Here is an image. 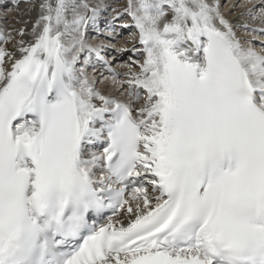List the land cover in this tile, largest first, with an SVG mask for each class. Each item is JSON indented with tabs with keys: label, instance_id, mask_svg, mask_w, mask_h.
I'll list each match as a JSON object with an SVG mask.
<instances>
[{
	"label": "snow or ice",
	"instance_id": "1",
	"mask_svg": "<svg viewBox=\"0 0 264 264\" xmlns=\"http://www.w3.org/2000/svg\"><path fill=\"white\" fill-rule=\"evenodd\" d=\"M38 7L0 34V264H264V41L220 0H126L122 74L108 5Z\"/></svg>",
	"mask_w": 264,
	"mask_h": 264
},
{
	"label": "bare ground",
	"instance_id": "2",
	"mask_svg": "<svg viewBox=\"0 0 264 264\" xmlns=\"http://www.w3.org/2000/svg\"><path fill=\"white\" fill-rule=\"evenodd\" d=\"M17 1V0H16ZM28 1V0H27ZM96 1V0H95ZM7 2L14 4L16 3L15 0H0V7L4 6V4H6ZM113 2H115V0H110L109 4H106L105 1H99L97 0V3H104L106 5H108V8L106 11H104L102 13V19L99 22V27L105 29V27H103L104 25V21H110L112 19V17L115 15V12L113 11V9H122L125 5H126V0H123L122 3L119 4H113ZM96 3V4H97ZM108 3V2H107ZM221 3V12L225 15V17L227 19H229L234 25H237L236 31L238 33V35H240L241 37H246V38H250L253 40V46L257 48L258 51L262 50L260 48L261 44L260 41H264V35L262 36H255L253 33H249L247 31H245L244 29L240 28L239 25L241 23H248L252 26H259L260 25V21L258 19H253L251 16H240V12L244 11V9L240 8L238 5L239 4H247V5H251V4H257L259 3V0H220ZM39 0H29L28 1V5L26 6L28 7L26 9V13L28 12V14H24L23 16L21 15L18 19V22L22 23L21 25H17V27H12V26H5V28L3 26H1V21H0V34H4L5 36L8 35L9 33H11L17 40L19 39V36L17 35L16 31L17 29L24 27L26 29H31L33 23L35 22L36 18L38 17L39 14ZM233 4H236L237 7L232 8L231 6ZM25 7V6H24ZM112 8V9H110ZM23 9V8H22ZM20 15V14H19ZM17 18V16H15ZM1 19V18H0ZM15 19V18H14ZM119 22V20H117ZM116 21L117 25H120L121 23H118ZM17 23V24H19ZM127 23H131V19L130 17L127 16ZM123 24V22H122ZM99 28V29H100ZM127 29H121V31H125ZM133 33H132V38L135 39H130L129 37L126 40L127 43H124L122 41H115V39H111L107 42H105V44L108 45V48L104 51V55H106V58L108 60H112V65L117 63V59H119L121 56H123L124 54H118L115 49L117 48H121V47H125V48H132L134 45L137 48H140L141 46L138 44V36H135V29H133ZM100 31V30H99ZM92 33H95L96 30H92L90 31ZM103 33V31H100ZM107 33V32H106ZM108 34H106V36H108ZM114 36V34H112ZM115 38V36H114ZM26 39H30V37H26ZM103 40L102 38L98 39L95 42H99ZM106 41V40H105ZM6 47H8L10 50L13 49L14 47V42L13 41H9V43L7 45H5ZM132 55V54H130ZM141 59H143V57H141ZM116 60V61H115ZM128 62V61H127ZM124 62V65L127 63ZM122 68H118L116 69L117 71L121 72L122 74L125 73L127 71L126 67ZM115 68V67H114ZM92 70H90L89 72L91 73ZM107 74L106 72L102 71V69H100L99 67L97 68V79H98V84L97 86L105 91H112V87H111V75H109L108 77H101L102 75ZM101 77V78H100ZM124 78V77H123ZM122 78V79H123ZM121 79V78H120Z\"/></svg>",
	"mask_w": 264,
	"mask_h": 264
},
{
	"label": "rangeland",
	"instance_id": "3",
	"mask_svg": "<svg viewBox=\"0 0 264 264\" xmlns=\"http://www.w3.org/2000/svg\"><path fill=\"white\" fill-rule=\"evenodd\" d=\"M28 1L27 0H17V1L15 0L16 3H14V4H11V3L7 2L6 4H4V6L0 7V18H1L0 21L2 23L1 26H3L5 28L6 25L7 26L9 25V26H12V27H17V25H21L22 23L21 22L20 23L18 22V20H19L18 18L21 15L23 16L24 14L25 15L28 14V12L26 13V9L28 8L26 6H29L28 5ZM99 1H105L106 4H109L110 3V0H99ZM122 2H123V0H115V2H113V4H119V3H122ZM223 2H224V0H223ZM90 3L96 4L97 3V0L96 1L95 0H90ZM110 9H112V8H110ZM15 16H17V18ZM121 21L127 22V16L125 15L123 17V19H121ZM17 23H19V24H17ZM98 30L103 31V35L97 36L95 33L90 32L89 33L90 40L92 42H95L98 39L102 38L103 41H104V43L107 42V41H109V39H107L108 36H106V34L110 33V30H108V29L106 30V29L102 28V25H101V28L98 29ZM133 31L134 30H132V29L127 30L126 32L122 33L121 36L119 34H117V32H115V33H113L114 36H115L114 39H115V41L117 40L118 42L119 41H122L124 43H127V41H129V40H126L128 37L129 38L134 37V36H132ZM253 34L255 36H258V37L259 36H262V35H260L258 33H253ZM260 48H261V46H260ZM130 54H131V52L125 53L123 56H121L119 59H117V63L113 64L112 67L113 68L115 67L114 69H118V68L120 69L124 65V62L129 61V57L131 56ZM132 56H133V54H132ZM105 57H106V55H105ZM110 61H113V59L110 60ZM90 70L91 69H89V71ZM103 76L104 77H108L109 75L108 74H104L101 77H103ZM120 78L122 79V77H120Z\"/></svg>",
	"mask_w": 264,
	"mask_h": 264
}]
</instances>
